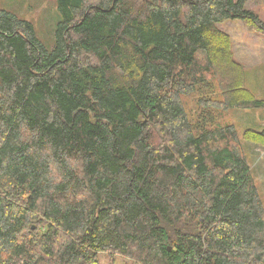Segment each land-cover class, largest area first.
I'll list each match as a JSON object with an SVG mask.
<instances>
[{"label": "trees", "instance_id": "1", "mask_svg": "<svg viewBox=\"0 0 264 264\" xmlns=\"http://www.w3.org/2000/svg\"><path fill=\"white\" fill-rule=\"evenodd\" d=\"M55 1L51 48L0 7V264H264V128L226 118L264 98L218 27L264 37L248 0Z\"/></svg>", "mask_w": 264, "mask_h": 264}, {"label": "rangeland", "instance_id": "2", "mask_svg": "<svg viewBox=\"0 0 264 264\" xmlns=\"http://www.w3.org/2000/svg\"><path fill=\"white\" fill-rule=\"evenodd\" d=\"M246 6L256 12L264 22V0H248ZM0 7L30 20L34 24L38 38L48 48L53 46L55 27L60 19L55 0H0ZM218 27L230 36L231 44H234V57L240 63L243 58L238 57L237 49L245 50L244 44L248 42L250 54L244 55L245 61L242 63L245 69L244 86L252 90L258 98H264V60L257 64L252 62L255 54L264 56L263 35L250 30L241 20H228L218 24ZM249 59L251 60L248 61ZM226 118L233 121L239 132L247 127L264 128V107L233 108L227 112ZM245 150L256 179L255 182L264 196V146L246 142ZM98 255V264H136L133 260L119 254L112 255L102 252Z\"/></svg>", "mask_w": 264, "mask_h": 264}, {"label": "crops", "instance_id": "3", "mask_svg": "<svg viewBox=\"0 0 264 264\" xmlns=\"http://www.w3.org/2000/svg\"><path fill=\"white\" fill-rule=\"evenodd\" d=\"M241 44H243L242 42H241ZM233 45V53H234V44H232ZM244 47H245V50H243L242 48H240V49H237L238 50V57L239 58H243L242 60H241V63H244V55H247V54H250V52L248 51V50H250V48H249V44H248V42H245V44H244ZM252 54V53H251ZM255 54V53H254ZM253 56V55H252ZM251 56V57H252ZM255 57V58H254ZM253 58H252V62H253V64H257V62L258 63H262L263 62V60H264V56H259V55H257L256 56V54H255V56H254ZM251 59H249L248 61H250Z\"/></svg>", "mask_w": 264, "mask_h": 264}, {"label": "water", "instance_id": "4", "mask_svg": "<svg viewBox=\"0 0 264 264\" xmlns=\"http://www.w3.org/2000/svg\"><path fill=\"white\" fill-rule=\"evenodd\" d=\"M170 248H168V250H169Z\"/></svg>", "mask_w": 264, "mask_h": 264}]
</instances>
